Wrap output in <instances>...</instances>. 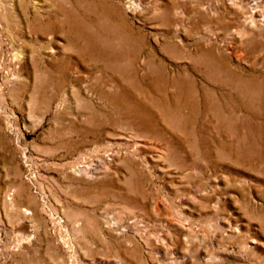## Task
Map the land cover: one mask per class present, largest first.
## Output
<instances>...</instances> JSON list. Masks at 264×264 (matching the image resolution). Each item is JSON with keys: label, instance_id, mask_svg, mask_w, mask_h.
I'll return each instance as SVG.
<instances>
[{"label": "rangeland", "instance_id": "rangeland-1", "mask_svg": "<svg viewBox=\"0 0 264 264\" xmlns=\"http://www.w3.org/2000/svg\"><path fill=\"white\" fill-rule=\"evenodd\" d=\"M252 1L0 0V264H264Z\"/></svg>", "mask_w": 264, "mask_h": 264}, {"label": "bare ground", "instance_id": "bare-ground-1", "mask_svg": "<svg viewBox=\"0 0 264 264\" xmlns=\"http://www.w3.org/2000/svg\"><path fill=\"white\" fill-rule=\"evenodd\" d=\"M255 24H262L264 25V14L262 10H260L257 7V1L253 0L251 3V10H250V19L248 20V25H255ZM161 209H165L164 207H161ZM177 222L174 218L170 217L167 219L168 225ZM231 225V224H230ZM228 225V228L230 227ZM237 230V227H232L231 229H228L230 233H234Z\"/></svg>", "mask_w": 264, "mask_h": 264}]
</instances>
